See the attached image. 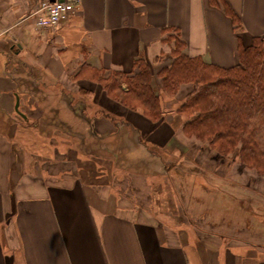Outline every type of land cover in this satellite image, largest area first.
Listing matches in <instances>:
<instances>
[{"label": "crops", "instance_id": "obj_1", "mask_svg": "<svg viewBox=\"0 0 264 264\" xmlns=\"http://www.w3.org/2000/svg\"><path fill=\"white\" fill-rule=\"evenodd\" d=\"M34 9L0 0V264H264L262 192L199 175L180 101L153 122L105 86L144 62L160 96L177 38L237 65L264 0H81L54 29Z\"/></svg>", "mask_w": 264, "mask_h": 264}, {"label": "trees", "instance_id": "obj_2", "mask_svg": "<svg viewBox=\"0 0 264 264\" xmlns=\"http://www.w3.org/2000/svg\"><path fill=\"white\" fill-rule=\"evenodd\" d=\"M220 5L238 28V16L223 1ZM184 49L183 41L175 39L173 62L158 73L166 94L176 96L181 85H193L178 109L186 117L183 133L207 141L219 155H235L243 167L264 175V38H255L248 48L239 46L238 64L230 68L190 57ZM137 68L132 74L115 72L105 86L123 105L157 122L164 113L152 89L150 66L139 62Z\"/></svg>", "mask_w": 264, "mask_h": 264}, {"label": "rangeland", "instance_id": "obj_3", "mask_svg": "<svg viewBox=\"0 0 264 264\" xmlns=\"http://www.w3.org/2000/svg\"><path fill=\"white\" fill-rule=\"evenodd\" d=\"M192 90L193 85L184 84L180 86L178 94L176 96H172L170 94H166L161 89L160 99L162 100L161 102H164L165 98L169 100L180 101L178 108L176 107L173 110L177 114L178 109L185 102L187 96ZM76 111L79 113L80 110L77 109ZM180 116L183 118V122H185V115ZM185 136V138L191 139V141L185 140L184 142H187V144H179L177 142L173 145L180 147L183 151L192 150L191 153H193L194 147L197 149L198 153L195 159L197 166L195 165L194 168L196 171H198L200 176H203L205 179L210 181H229L231 185L235 186L236 190L238 189L240 192L245 194L250 192L252 193V191H257L262 192V195H264V175L258 176L254 171L243 167L238 157L235 155L232 157L231 155L223 156L217 154L214 150H210L209 143L207 141H200L194 137L190 138L187 135ZM190 142L192 143L191 146L188 144ZM205 165H208L212 169L205 168ZM199 180H202V178H199Z\"/></svg>", "mask_w": 264, "mask_h": 264}, {"label": "built area", "instance_id": "obj_4", "mask_svg": "<svg viewBox=\"0 0 264 264\" xmlns=\"http://www.w3.org/2000/svg\"><path fill=\"white\" fill-rule=\"evenodd\" d=\"M35 4L32 17L41 29H54L68 21L81 6V0H31Z\"/></svg>", "mask_w": 264, "mask_h": 264}, {"label": "water", "instance_id": "obj_5", "mask_svg": "<svg viewBox=\"0 0 264 264\" xmlns=\"http://www.w3.org/2000/svg\"><path fill=\"white\" fill-rule=\"evenodd\" d=\"M18 105H19V102L17 101V103H16V111H18Z\"/></svg>", "mask_w": 264, "mask_h": 264}]
</instances>
